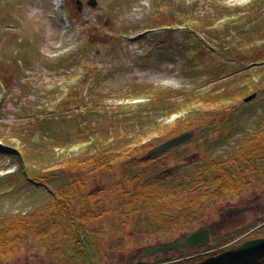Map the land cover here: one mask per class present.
<instances>
[{"label":"rangeland","instance_id":"1","mask_svg":"<svg viewBox=\"0 0 264 264\" xmlns=\"http://www.w3.org/2000/svg\"><path fill=\"white\" fill-rule=\"evenodd\" d=\"M95 1L0 0V220L49 208L60 239L55 204L67 197L78 218L87 207L101 213L81 220L97 264L206 255L224 242V255L234 257L244 242L264 240V178L209 204L190 228L161 233L131 208L120 212L115 185L124 181L131 194L132 174L164 186L183 168L241 160L242 146L264 129V0ZM186 18L197 36L184 29ZM173 129L191 136L151 155ZM87 136H109L120 158L109 169L88 165L102 150ZM22 164L58 196L26 182ZM209 226L205 246L137 259L144 247ZM58 245L47 249L30 233L0 264H56Z\"/></svg>","mask_w":264,"mask_h":264},{"label":"trees","instance_id":"2","mask_svg":"<svg viewBox=\"0 0 264 264\" xmlns=\"http://www.w3.org/2000/svg\"><path fill=\"white\" fill-rule=\"evenodd\" d=\"M175 26L177 25L175 24ZM177 27L180 28L182 26L180 24ZM183 27L191 35L197 36L199 33L196 29L197 25L188 18L185 19ZM222 31L223 29L214 32V34ZM213 38L215 37L213 36ZM141 94L136 96L140 97L142 96ZM82 111L81 108H77V112L85 119L87 113ZM82 125L84 129L89 126L85 121ZM177 132V129H173L169 136L173 138L178 135ZM89 137L91 136H87L88 140L90 139ZM90 141L93 144L91 145L92 147L98 145V147H95L97 152L101 150L102 152L99 157L94 156L87 159L88 165L93 164L100 170L102 168L109 169L115 159L120 158L119 155H113L115 153L112 152L113 149H110L111 138L109 136L103 140L98 139L95 141L90 139ZM248 141L242 146L243 150L238 157L241 160L234 158L224 164L219 163L218 160H210V162L201 164L195 171H187V169L183 168V172L179 173L178 177H172L167 174V187H165L166 185L162 186L154 183L153 185L148 182L147 178L145 179L139 174L130 175L129 181L131 186H133L131 194L125 190L124 181L115 184L119 200L121 199L122 202L119 206L120 212L123 211L124 205L127 208H131L139 217H144L151 221L156 226L157 233L175 230L179 226L190 228L195 221V217L199 216L209 204H221L230 201L241 195L243 189L249 186L256 178H264V129ZM161 143H156L155 145L157 146ZM74 144L78 145L79 143L75 142L69 146L72 147ZM237 161L239 162L237 163ZM23 165H21L22 171L20 173L26 177V182L48 188L53 192V195L58 196L50 184L37 182L35 178L25 175ZM170 178L174 179L170 180ZM99 195L105 196L103 192H100ZM57 200L58 203L55 205L57 206V211H59L58 220H60L61 225L63 222L65 230L62 238L58 239L56 223L49 216V208L39 212H31L25 217L0 220V260L13 254L14 250L21 245L25 235L35 233L39 240V245H43L47 249L56 245L57 242L59 243L56 252H52L56 264H97L94 262L96 256L93 252L96 247L93 243V237L90 238L89 233L83 230L81 220L83 218L97 219V217L101 216V213L87 207L83 211L81 219L75 216L67 197L57 198ZM67 230L68 232L66 233ZM227 246L228 242H224L217 245L216 248H205L206 255L194 254L175 260L165 257V259L152 264H264V248L244 255L230 257L223 253ZM211 250L214 252H210ZM133 264L145 263L136 262Z\"/></svg>","mask_w":264,"mask_h":264},{"label":"water","instance_id":"3","mask_svg":"<svg viewBox=\"0 0 264 264\" xmlns=\"http://www.w3.org/2000/svg\"><path fill=\"white\" fill-rule=\"evenodd\" d=\"M78 5L80 6L81 3L78 2ZM88 5L92 8H95L96 1L88 0ZM253 98L254 95H251L247 97L244 100V102H249ZM190 136H191L190 133H183L179 136H175L153 148L150 151V154L151 155L159 154L173 147H177L183 144L184 142H186L190 138ZM213 230H214V226L199 228L190 233L185 234L178 240L171 242L169 244L144 247L138 254L137 259L145 258L148 255L169 254L171 252H178L181 248L194 249L197 247L205 246L210 242ZM263 248H264V240H260V239L251 240L244 242L239 247H237L235 249V254L244 255L250 252L261 250Z\"/></svg>","mask_w":264,"mask_h":264},{"label":"bare ground","instance_id":"4","mask_svg":"<svg viewBox=\"0 0 264 264\" xmlns=\"http://www.w3.org/2000/svg\"><path fill=\"white\" fill-rule=\"evenodd\" d=\"M58 4V1L56 2V5Z\"/></svg>","mask_w":264,"mask_h":264}]
</instances>
